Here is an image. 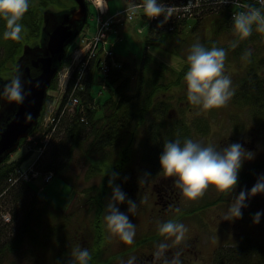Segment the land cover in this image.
Returning <instances> with one entry per match:
<instances>
[{
    "label": "rangeland",
    "instance_id": "obj_1",
    "mask_svg": "<svg viewBox=\"0 0 264 264\" xmlns=\"http://www.w3.org/2000/svg\"><path fill=\"white\" fill-rule=\"evenodd\" d=\"M43 1L49 4L44 6ZM108 5L110 13L128 7L127 2L124 0H108ZM66 6L68 8L73 7V4L69 0H29L28 8L37 11V22H39L43 10L47 8L53 11L61 10ZM90 13L94 15V9L90 8ZM122 17L123 21L116 24L117 27H115V32L117 33L115 35L119 39L113 46V51L115 60L129 65V68L126 67L123 70L121 78L123 79V76L127 78V80L125 79L128 87L127 93L133 94L137 90L138 64H140L143 55L152 57L157 63L159 61L160 63L163 62L171 69L179 72L188 63L187 56L191 51L192 44L196 42L202 45L213 43L215 47H222L226 50L224 73L231 78V88L234 89L239 79L246 77L247 62L244 58H246L247 53L254 50L264 52L263 42L244 46L241 39L234 33L232 24L228 30L217 33L219 18L215 15L201 19L194 29L186 28L185 34L167 36V40L161 48L146 44L150 32L146 23L142 22L139 14L131 22L125 20V14ZM189 25L193 27L195 22L191 21ZM94 29V22L89 17L86 26L76 37L71 47L74 48L77 43H80L84 35H93ZM29 33L32 35L33 31L31 29H22L21 39L19 40L21 44L24 43L23 38L25 36L26 38L24 39L27 40V43L33 41L32 38H29ZM154 36L156 34H151V37ZM257 38L263 39L264 36L262 38L259 35ZM233 44L236 46L233 47ZM2 48L3 46L0 48L1 57L5 54V49ZM235 49L243 51H239L238 55H236ZM8 67L10 71L13 66L9 64ZM66 71H68L67 66L61 70V74ZM89 78L92 79L90 91L97 104L102 105L110 95L115 100L118 99L115 92H110L113 87H110L111 85L107 84L106 81L103 83L105 77L100 71L96 70ZM59 80H61V75H58L54 88L48 90L49 97L46 102L45 115L51 111V105L56 100V97L60 96V91H58ZM114 86L116 87L117 84ZM56 88L57 92L54 93ZM170 95H172L170 99L171 107L167 109L166 114L163 117L161 115L159 117L154 116L149 111L143 116L148 117L145 122L134 116V123L138 126H130L134 130L131 131L130 128V131L125 132L126 135L120 139L114 150L112 149L110 153L106 152L109 153L106 159L94 161L100 155L95 154L93 150H89L86 153L91 138L88 137V139L83 141V136L81 135L83 146L80 149L74 148V153L68 160V166L63 171L62 176H55L47 184H44L41 178H36L28 184L34 191H38L42 199L53 208L57 205V209L60 212H64L67 216L77 213L78 217L76 219L78 220H75L72 225L83 222L88 224V221H93L95 212L86 205L91 201L90 196L93 198L96 196L97 188L104 185L102 196L105 209L99 214L101 216L100 225L103 231V243L98 246L97 255L93 256L96 264H125L130 257L135 258L134 264L149 263L147 257L152 253L157 254L158 252L162 253V251L168 254L169 252L175 254V251L183 252V258L179 261V264H219V261L215 260L216 256L218 253L230 248V246L264 245V192L248 197L242 208V216L232 218L228 214L229 205L234 200L236 193L241 189L249 190L256 182L257 177L264 174L263 165L261 169L250 173L254 165L262 161L264 163V130H261L259 137L256 134L257 128L256 131L255 128H252L255 123L250 114L240 112L237 115L233 112L234 108L230 106L231 97L223 106L211 109H204L200 105L190 103L187 99L184 79L181 86L179 85V87L168 93L166 97ZM100 105H98L97 118L103 115V108ZM135 115L139 116L137 110ZM152 122L159 126L153 125ZM181 124L190 131L186 139L191 138L205 146L212 145L217 150H222L225 146L239 141L246 150L253 153L251 159L244 160L239 171L236 189L233 192L220 193L210 186L205 189L201 196L189 199L184 196L178 184L176 192L179 194L181 191L179 196H176L177 198L174 201L170 200L172 201L170 205H163V197L157 196V190L161 183L163 185L167 182L170 183V181L175 183L174 177L166 176L160 168L154 171L150 166L146 165L143 147L145 143L144 137L147 136L148 127L151 126L153 131L160 132V142L164 141L168 130L174 128L175 125L179 126ZM62 131L63 128L56 134L58 137L53 142L63 139ZM123 154L124 156L128 154L124 160L121 158ZM25 155V150L18 148L8 157V163L18 158H24L22 166H25L34 158V156L25 157ZM105 165L110 166L107 173L112 172V174H115L119 170L112 177L109 186L102 180L104 179L103 174L105 173L102 171L105 170ZM93 168L95 171H93ZM116 185H119L127 194V197H130L135 202V208H130L127 198L123 202L116 200L113 194V188ZM106 189L107 191H105ZM113 203L121 211L126 212L131 222L135 225V236L131 244L125 243L118 235L111 233L106 226L105 216L111 211L108 205ZM0 205V211H3L1 213L3 214L1 216L3 223H9L11 217L9 210H7L8 208L2 204ZM257 211H260L262 215L258 222H254V215ZM168 220L181 222L186 226L187 231L180 241L177 242L174 236H165L160 233V225ZM70 222L71 220H69ZM62 231L64 232L65 229ZM73 232V226H70L69 232L68 230L64 232L66 236H71L67 241H62V245L65 247L63 250L64 254L59 256L62 262L67 260L72 262L76 259L74 255L76 245L73 242L79 240H76L78 238H75ZM63 240L66 239L63 238ZM79 242L81 248H88L91 241L85 239V241ZM160 243L167 244V248L159 249L158 245ZM172 254L170 255L172 256ZM37 256L38 251L27 243L14 252L7 251L4 257L0 258V264H36L38 262ZM169 258L171 257L169 256Z\"/></svg>",
    "mask_w": 264,
    "mask_h": 264
},
{
    "label": "trees",
    "instance_id": "obj_2",
    "mask_svg": "<svg viewBox=\"0 0 264 264\" xmlns=\"http://www.w3.org/2000/svg\"><path fill=\"white\" fill-rule=\"evenodd\" d=\"M133 4H142L143 0H127ZM44 2V1H43ZM47 2L43 5L46 6ZM225 11L221 10L218 13L222 14ZM222 17L218 22L217 33L226 31L231 26V22L228 19L227 14L221 15ZM38 19V13L35 10L28 8L23 17L19 21L23 25L22 29H31L33 34H28L29 38L34 39L39 31V26L36 25ZM199 21H195L193 29L198 25ZM6 21L0 18V48L5 49L3 57L0 51V76H6L9 71V64H13L15 58L20 53L21 41L6 38L3 36L5 31ZM152 26L149 27L151 33ZM178 32L160 31L156 32V36H150L146 40V44L161 48L167 40V36H175ZM264 36V32L258 31L253 26L251 35L247 38L241 39L244 46H251L253 43L263 42L264 38L258 39L257 37ZM26 38V36L24 37ZM28 39V38H27ZM239 40V39H238ZM248 44V45H247ZM206 48L215 47L213 43H206ZM1 50V49H0ZM240 51V50H239ZM235 49L236 55L239 52ZM241 50L240 52H242ZM154 58V57H153ZM247 72L246 77L239 79L235 88H232V96L230 106L234 108L237 115L241 112L250 114V117L254 121L255 125L253 129L257 128L256 134L259 136L261 130H264V52L254 50L246 55ZM138 86L135 93H127V78L123 76V68L119 70H112L107 76L108 84L113 87L110 92H115L118 99L115 100L113 96L110 97L101 105L103 108V115L97 118V111L91 110L89 106L92 105V99L90 96V79L85 80V91L81 93V101L84 107L85 121L80 122V114L73 118H65L60 121L58 126V132L63 128V139L58 142H53L58 136L56 135L53 141L48 145L45 150L44 157L39 161V169L43 172L52 171L56 176H62L63 171L68 166V160H70L74 153V148L82 147L84 139L91 138V142L88 144L86 153L89 150L95 151V154L100 155L98 159H106L110 151L117 146L120 139L126 135L132 126H138L134 123L135 117L140 118V121L145 122L148 118L143 117L145 113L151 111L154 116L160 115L163 117L167 109L171 107L170 96L166 97L168 93L172 92L175 88L181 86L184 74L187 71L188 63L179 72L171 69L165 63L160 61L157 63L152 57L143 55L140 64H138ZM136 71V69H134ZM126 79V80H125ZM56 83H53L51 89L54 88ZM117 86L115 87L114 85ZM108 87V88H110ZM72 88V81L69 83L67 93ZM157 96V98H155ZM171 109V108H170ZM136 110L139 112V116L135 115ZM153 125H157L152 122ZM147 136H145L144 143V156L146 159V165L150 166L154 171L159 170V154L163 147V144L169 140H179L183 144L184 139L190 134L189 129L184 125L174 126L168 130V134L165 135L164 141L160 142V132L153 131L149 126ZM131 131L134 128L130 129ZM129 130V131H130ZM57 132V133H58ZM255 133V132H252ZM159 134V136H158ZM83 136V141L81 138ZM260 137V136H259ZM263 141V140H262ZM109 152V153H106ZM122 154V153H121ZM124 160V154L122 155ZM27 157V156H26ZM24 158L17 159L8 163L6 160L3 164H0V204L6 206L9 210L11 220L9 223H3L0 211V258L4 257L7 251L14 252L20 248L23 244H29L36 251L38 256L36 264H76V259L72 262L67 260L62 262L59 258L64 250L62 241H67L71 235L64 233L70 229V226L74 228L75 238L79 241H91L88 250L90 257L88 264H96L93 256L97 255L98 246L103 239V231L100 225L101 216L99 215L105 209L102 193L104 192V185L98 187L96 190V196L91 197V201L87 203L89 209H92L95 214L93 221L89 223H72L77 221L78 214L67 216L64 212H60L57 209V205L54 208L44 201L39 193L34 191L27 183H17L12 187H8L7 178L9 175H15L21 168V163ZM64 160L65 163H64ZM126 160V159H125ZM264 166L263 161L254 165L251 172L261 169ZM95 168V167H94ZM93 168V171H95ZM97 169V168H95ZM110 166L105 165V170L102 171L104 179H102L106 185L109 186L112 177L116 175L119 170L112 174L109 172ZM113 175V176H112ZM251 175V174H250ZM245 176V175H244ZM243 178V177H242ZM107 191V189L105 190ZM99 193H101L99 195ZM1 207V205H0ZM59 208V207H58ZM69 220L71 222L69 223ZM91 222V223H90ZM65 229L63 232L62 230ZM62 231V233H61ZM66 239V240H63ZM74 241L76 247H80V242ZM59 245V246H57ZM153 247V246H151ZM93 254V255H92ZM92 255V256H91ZM219 261V264H264V245L250 244L246 246H230L222 253H218L215 260Z\"/></svg>",
    "mask_w": 264,
    "mask_h": 264
},
{
    "label": "clouds",
    "instance_id": "obj_3",
    "mask_svg": "<svg viewBox=\"0 0 264 264\" xmlns=\"http://www.w3.org/2000/svg\"><path fill=\"white\" fill-rule=\"evenodd\" d=\"M226 3L227 0H220ZM97 5L102 0H96ZM29 7V0H0V18L6 21L3 36L20 40L23 25L19 23ZM163 0H143V11L148 17H157L166 11ZM232 28L239 39L247 38L255 25L258 31L264 32V10L260 7L248 5L246 10L237 11L231 18ZM233 47L236 45L233 44ZM226 50L222 47L206 48L199 42L192 44L187 56L188 68L184 74L186 94L190 103L200 105L204 109L223 106L232 96L231 78L224 73ZM10 102H22L24 93L20 76L16 75L0 93ZM253 153L246 150L237 141L217 150L212 145H202L200 142L187 138L183 144L179 140H169L163 144L159 154V168L166 176L174 177L184 196L195 199L201 196L208 187L220 193L233 192L236 189L239 171L245 159H251ZM264 192V174L257 177L249 190L241 189L236 193L229 205L228 214L232 218L243 215L242 208L250 195ZM113 194L118 201H127L130 208H135V202L116 185ZM110 212L105 216L106 226L111 233L120 237L127 244L133 243L135 225L126 212L121 211L113 203L109 204ZM262 213L257 211L254 222H258ZM159 231L165 236H174L180 241L186 226L174 220L163 222ZM159 249L167 248V244L160 243ZM161 253L158 252L157 255ZM76 264H88L90 252L87 248L77 246L74 249ZM134 257H130L125 264H134ZM179 264V261H176Z\"/></svg>",
    "mask_w": 264,
    "mask_h": 264
},
{
    "label": "water",
    "instance_id": "obj_4",
    "mask_svg": "<svg viewBox=\"0 0 264 264\" xmlns=\"http://www.w3.org/2000/svg\"><path fill=\"white\" fill-rule=\"evenodd\" d=\"M73 1L77 6L70 10L59 13L44 11L40 44L23 47L11 78L20 76L23 101L10 102L0 95V163L36 126L47 90L62 62L64 47L84 26L88 12L86 3L84 0ZM11 79H0V93Z\"/></svg>",
    "mask_w": 264,
    "mask_h": 264
},
{
    "label": "flooded vegetation",
    "instance_id": "obj_5",
    "mask_svg": "<svg viewBox=\"0 0 264 264\" xmlns=\"http://www.w3.org/2000/svg\"><path fill=\"white\" fill-rule=\"evenodd\" d=\"M177 187H178V184L177 183H172L170 181L167 182L166 184H162L159 186V189L157 190V196H161L163 197V201H164V206L166 204H171L172 201H174L177 197L176 196H179V194H177ZM172 200V201H170ZM172 254L171 252H169V254L167 252H164L162 251V253L160 255H157V254H151L149 257H147L149 263H143V264H176V261H180L183 257H182V254H184L183 252H176L175 251V254H172V256L170 255ZM169 256L171 258H169ZM178 258V260H177Z\"/></svg>",
    "mask_w": 264,
    "mask_h": 264
},
{
    "label": "built area",
    "instance_id": "obj_6",
    "mask_svg": "<svg viewBox=\"0 0 264 264\" xmlns=\"http://www.w3.org/2000/svg\"><path fill=\"white\" fill-rule=\"evenodd\" d=\"M76 102H77L76 99H72V101H71V106H74ZM72 108H73V107H72Z\"/></svg>",
    "mask_w": 264,
    "mask_h": 264
}]
</instances>
